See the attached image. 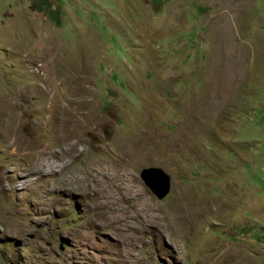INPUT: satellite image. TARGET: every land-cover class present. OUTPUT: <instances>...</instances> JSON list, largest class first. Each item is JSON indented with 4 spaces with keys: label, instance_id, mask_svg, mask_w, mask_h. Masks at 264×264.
Returning <instances> with one entry per match:
<instances>
[{
    "label": "rangeland",
    "instance_id": "374dc122",
    "mask_svg": "<svg viewBox=\"0 0 264 264\" xmlns=\"http://www.w3.org/2000/svg\"><path fill=\"white\" fill-rule=\"evenodd\" d=\"M0 264H264V0H0Z\"/></svg>",
    "mask_w": 264,
    "mask_h": 264
},
{
    "label": "water",
    "instance_id": "95a60500",
    "mask_svg": "<svg viewBox=\"0 0 264 264\" xmlns=\"http://www.w3.org/2000/svg\"><path fill=\"white\" fill-rule=\"evenodd\" d=\"M139 176L145 186L158 199L163 198L170 190L171 177L160 167L143 168Z\"/></svg>",
    "mask_w": 264,
    "mask_h": 264
},
{
    "label": "bare ground",
    "instance_id": "6f19581e",
    "mask_svg": "<svg viewBox=\"0 0 264 264\" xmlns=\"http://www.w3.org/2000/svg\"><path fill=\"white\" fill-rule=\"evenodd\" d=\"M55 119V118H54ZM65 119H66V112L63 110H61V112H60V118H59V120L61 121V124H63V127H62V131L64 130L65 132H66V126H65ZM58 120V121H59ZM2 122V121H1ZM69 123V125L71 124L69 121L67 122V124ZM14 125V124H13ZM12 125V123L11 124H9L8 126H6L4 129H3V133H5V137L6 138H8L7 140H8V142L9 143H11V141L13 140V138H14V136L16 135V133H17V131H16V126L14 125V127H12L13 126ZM72 126H74V125H72ZM4 127V126H3ZM69 131V130H68ZM61 133V132H60ZM63 133V132H62ZM67 133V132H66ZM61 135V134H60ZM63 135H64V133H63ZM62 135V137L61 138H59V142L62 144L64 141H66V138H68L71 134H69V133H67V134H65L64 136ZM74 137V136H73ZM15 141H16V139H15ZM14 141V142H15ZM80 141V140H79ZM13 143V142H12ZM11 143V144H12ZM74 143V142H73ZM28 145V144H27ZM48 147V146H47ZM67 148V147H66ZM43 152H45V151H43ZM74 152V151H73ZM70 153H71V151H70ZM75 155V154H74ZM24 157H25V155H23ZM27 156V155H26ZM65 154H59V152L57 153L56 151H54L53 153H52V157L54 158V159H57V160H63L64 158H65ZM51 157V156H50ZM33 164V163H32ZM40 165V164H39ZM34 166V165H33ZM30 171V170H29ZM36 171V170H35ZM97 178V177H96ZM69 180V179H68ZM72 181V180H71ZM66 183H69V181H66ZM63 185V184H62ZM126 252V251H125Z\"/></svg>",
    "mask_w": 264,
    "mask_h": 264
}]
</instances>
